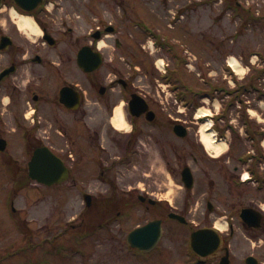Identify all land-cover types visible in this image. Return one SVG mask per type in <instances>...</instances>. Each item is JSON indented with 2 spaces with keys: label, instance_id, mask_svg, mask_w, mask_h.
Masks as SVG:
<instances>
[{
  "label": "flooded vegetation",
  "instance_id": "1",
  "mask_svg": "<svg viewBox=\"0 0 264 264\" xmlns=\"http://www.w3.org/2000/svg\"><path fill=\"white\" fill-rule=\"evenodd\" d=\"M138 1L0 0V12L29 17L40 31L38 38L29 40V34L15 20L11 19V27L0 20V141L5 143L0 164L1 171L11 175L10 190L21 189L27 183L63 190L96 184L107 187L108 196L90 198V208H100L101 214L86 221L87 216L81 212L77 217L80 221L74 218L70 223L78 230L59 231L55 235L58 239L97 233L98 228L110 229L116 220L120 223L123 211L146 203L144 208L154 211L153 219L160 222L162 235L146 252L127 243L129 232L140 224L124 232L126 249L137 264H264V175L254 171L249 180L243 181L237 164L231 172L221 173L216 192L211 179L207 190L186 188L183 171L190 167L193 172L187 158L202 169L204 159L215 158L199 151V144L187 140L188 134H174L180 120L163 121L155 94L148 97L150 92H143L141 69L132 61L149 59L142 47L144 22L135 17ZM160 3L162 6L156 7L166 14L176 6L173 0ZM80 15L87 17L82 19ZM107 35L113 37V42H99ZM83 37L88 38L86 42H82ZM117 107L121 110V127L113 122ZM162 127L173 135L160 134ZM15 143L26 157L25 166L14 155ZM42 148L65 167L66 177L60 183L44 185L28 177L29 162ZM152 148L171 178L180 175L183 193L178 203L135 191L145 170L146 154ZM23 174L25 177L19 179ZM130 177L133 182L120 184L122 180L129 182ZM200 195L205 197L197 212ZM13 203L11 198V211L15 212ZM210 228L215 231L203 232L202 238L194 236ZM119 230L117 237L122 235L121 227ZM81 239L72 242L78 246H54V251L45 247L38 258L44 261L32 264H53L48 262L52 255L59 264H68L71 253L85 251L86 241ZM124 259L129 260L126 256Z\"/></svg>",
  "mask_w": 264,
  "mask_h": 264
},
{
  "label": "rangeland",
  "instance_id": "2",
  "mask_svg": "<svg viewBox=\"0 0 264 264\" xmlns=\"http://www.w3.org/2000/svg\"><path fill=\"white\" fill-rule=\"evenodd\" d=\"M156 1V3L145 0L138 1V4H135L136 16H133L144 22L145 25H149V28L153 29L155 34L167 43L168 47L173 46L174 50L180 51L178 54L181 57L182 66L188 61L186 59L188 54L182 53L184 49L197 55L196 61L192 64L196 70L202 73L205 88L208 90L215 89L214 92L218 93L215 95V105L213 102H199V104L208 108L212 115H215L216 112H222L228 107L227 103L230 96L223 97V90L234 89L236 90L235 94L243 99L241 109L236 107V102V106L229 108L227 114H229L230 123L247 145L242 140L233 139L230 154L211 161L204 159V169L199 163L196 166L193 165L191 159L187 158L195 178L193 189H205L211 179L215 181L216 192L221 173L231 172L232 168L237 165V154L250 150V141L244 139L245 129L243 123H240L241 114L239 111L242 110L244 114L247 112L249 120L253 121L254 125L250 126V132L264 133V0H173L176 6L173 7L172 11L177 12L178 15L182 14L184 17V20L178 23L169 19L171 14H166L157 8V4L160 6L162 4L160 3L161 0ZM7 12L6 10L0 12V20L3 25L10 26L12 24L11 19L17 22L20 16L13 12H10L9 16ZM177 14L176 17H178ZM86 15L80 16L85 19ZM71 17L74 19V15ZM24 31L29 34V40L38 38L37 36L40 34V31ZM151 37L143 33L141 35L142 43L145 44L146 40L151 41ZM82 39V42H86L88 38L83 37ZM100 42L108 44V42H113V37L107 35ZM132 42L137 41L133 39ZM165 51L167 52V50ZM134 52L135 54L140 53V51L135 50ZM147 56L149 59L141 62L132 59L133 64L138 65L141 69L139 73L142 77L141 83L144 84L141 86L144 89L143 92L145 94L150 92L146 94L148 97H154L155 94L158 99L160 118L163 121L180 120L188 129L187 140L190 139L199 144L201 147L199 151H203L206 155L199 140L202 122L195 118V108L193 106L185 107L186 100L181 103L179 95L175 94L172 88L161 79V73L153 65V62L160 57L167 63L171 61L170 66L175 67L176 62L173 61V56L171 58H169L170 56L166 57L164 54L158 53L156 48H154L153 53L148 52ZM230 57L236 59L242 73L235 70L234 72L229 71L227 60ZM171 70L172 79L174 81L179 80L183 87L186 88L188 85L193 86L195 90H203L202 86L204 85L202 82H198L196 71L180 66L176 70L173 68ZM238 105L240 104L238 103ZM213 123L218 128L225 126L223 122H216V120ZM160 134L173 135L172 131L165 127H162ZM226 135L229 137L230 133L227 132ZM178 141L181 142L182 140L178 139ZM261 147L264 151V142H261ZM153 150L152 148L146 154L145 170L139 176V187L135 191L140 194L148 192L147 196L153 199L161 196L174 204L178 203L181 201L183 193L180 175L177 173L174 179L171 178L164 162ZM13 151L19 163L25 166L26 157L20 152L16 143L13 145ZM1 170L0 164V264H25L26 258L28 260L36 258L37 252L28 250V243L36 244L45 241L51 251H54V246L58 244L70 247L69 236L65 235L64 238L58 239L55 238V235L59 231L69 230V227L74 229L70 223L84 210L82 195L84 193H89L92 196L99 194L108 196L110 194L107 187L97 184L85 186L81 190H63L62 188L45 189L41 185L27 183L23 188L11 191L8 183L11 182V175L7 171L2 172ZM239 170L242 168L240 167ZM23 177H25L24 174L19 179ZM128 181L122 180L120 184L133 182L131 177L128 178ZM132 186L134 185L132 184ZM124 188L126 189V187ZM204 197V195H200L197 198L199 201L197 212L201 209L199 206ZM11 198L14 201L15 212L11 211ZM146 205L145 203L144 206ZM144 206H136L130 211H123L120 219L121 225L116 220L110 226L111 228L109 227L111 230L105 228L97 231L95 235L88 238L89 242L85 247L84 254L71 253L72 258L66 260L68 264H123V262L137 264L131 258L132 252H128L126 249L123 238L124 232L134 225L143 224L154 218V211H148ZM193 218L196 219L197 217ZM79 221L80 219L77 222ZM216 225L219 224L216 223ZM119 226L122 229L121 237H117L120 232ZM84 229L81 228V230ZM24 232H27V235ZM42 247L41 245L39 249ZM41 256L40 253L38 257L41 258ZM123 256L128 257L129 260H123ZM35 258L33 261L38 259ZM48 260L53 264H59L54 255L50 256Z\"/></svg>",
  "mask_w": 264,
  "mask_h": 264
},
{
  "label": "water",
  "instance_id": "3",
  "mask_svg": "<svg viewBox=\"0 0 264 264\" xmlns=\"http://www.w3.org/2000/svg\"><path fill=\"white\" fill-rule=\"evenodd\" d=\"M84 50L86 49H83V51ZM97 55L99 56V54ZM174 131L180 136H184L187 133L185 128H183L181 125H176L174 127ZM4 148L5 143L0 141V151H3ZM44 169L48 170V172H40L45 171ZM29 177L39 183L50 185L64 179L66 177V169L53 154H51L45 148H42L35 151L33 158L29 162ZM183 181L187 188L192 187L193 178L188 168H185L183 171ZM207 230L209 229L199 230L194 233V236H198L197 238H202L203 232ZM160 235L161 228L158 225V221H151L141 227L135 228L129 235L128 241L134 247L143 250H149L156 245ZM192 245L194 246V241Z\"/></svg>",
  "mask_w": 264,
  "mask_h": 264
},
{
  "label": "bare ground",
  "instance_id": "4",
  "mask_svg": "<svg viewBox=\"0 0 264 264\" xmlns=\"http://www.w3.org/2000/svg\"><path fill=\"white\" fill-rule=\"evenodd\" d=\"M17 24L19 26L20 29L22 30H32V31H36L39 32L38 29L36 28L35 24L33 23V21L31 20V18L29 17H20L17 21ZM229 63L231 64L233 70L237 71V72H241L242 73V69L238 66L237 61L234 60V58L230 57V59L228 60ZM158 65L161 66V64L163 63L162 60H158L157 61ZM120 107L116 108V116L113 120L114 124L117 127H121V120H120ZM211 112L208 108L201 106L196 110L195 113V117L197 118H206L207 116H210ZM211 125V120L207 119L206 121H204L203 123H201V127H200V132H199V136H200V141L203 143V145L205 146L206 150L208 152H210L211 154H213L214 156H219L222 155L226 148L227 145L220 141V142H216L215 141V135H214V131L211 129L210 127ZM247 177V174H244V178ZM222 226H220L221 228Z\"/></svg>",
  "mask_w": 264,
  "mask_h": 264
}]
</instances>
